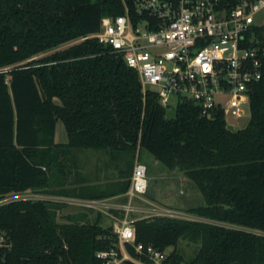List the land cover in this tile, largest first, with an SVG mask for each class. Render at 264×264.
I'll return each mask as SVG.
<instances>
[{"label": "trees", "instance_id": "obj_1", "mask_svg": "<svg viewBox=\"0 0 264 264\" xmlns=\"http://www.w3.org/2000/svg\"><path fill=\"white\" fill-rule=\"evenodd\" d=\"M123 13V0H0V200L30 190L83 199L125 194L145 150L184 172L206 202L186 212L214 223L140 218L137 243L165 252L164 264L185 262L181 240L200 243L188 264H264V235L256 233H264V62L245 128L231 131L223 116L204 117L188 100L169 117L156 95L144 98L138 72L122 57L96 39L79 41L97 33L103 18ZM59 122L65 143L56 141ZM85 150L107 155L116 191L85 197L82 180L66 188ZM66 207L0 206V264H105L97 253L118 249L114 227L85 210L60 222Z\"/></svg>", "mask_w": 264, "mask_h": 264}, {"label": "built area", "instance_id": "obj_2", "mask_svg": "<svg viewBox=\"0 0 264 264\" xmlns=\"http://www.w3.org/2000/svg\"><path fill=\"white\" fill-rule=\"evenodd\" d=\"M123 2V14L103 18L97 33L79 41L96 39L111 54L122 57L128 67L138 72L144 98L154 94L166 109L188 100L199 107L202 116L221 115L227 126L235 127L233 120L243 119L246 107L250 110L251 87L263 78L264 0H133L132 6L127 0ZM148 190V167L138 154L130 188L125 193L128 202L123 205L106 199L32 194L30 190L2 198L0 206L19 201H53L85 211H116L108 214L114 220L118 249L98 252L97 257L105 264L125 260L164 264L165 252L137 243L135 219L130 218L136 212H148L147 208L134 206L136 200L149 204L142 199ZM155 216L205 222L173 209H161ZM128 246L149 262L133 258Z\"/></svg>", "mask_w": 264, "mask_h": 264}, {"label": "rangeland", "instance_id": "obj_3", "mask_svg": "<svg viewBox=\"0 0 264 264\" xmlns=\"http://www.w3.org/2000/svg\"><path fill=\"white\" fill-rule=\"evenodd\" d=\"M174 110V108L169 109V117H173L175 115ZM246 111L247 115L243 119L240 121L233 120L236 130L245 128L250 121L251 113L249 107H246ZM56 141L57 143L67 142V136L62 122H59L57 125ZM77 156L78 166L73 170L70 180L66 183V188L69 189L72 187H80L78 182L82 180L83 182L81 184L84 183L85 187L87 188L83 191V196L85 197H90L92 195L101 196L109 191H116L119 185V182L116 178L117 173H115L113 170V165L106 154L96 150H85L79 152ZM139 158L148 167L149 190L142 199L149 201V204L142 200H136L134 201V206L147 208L146 211L148 212L145 214L136 212L131 215V219L144 215H147V217H152L155 216V213L161 209L187 211L193 208L206 206V202L202 193L194 186V184H192V182L187 179L183 171L179 169L170 170L164 167L145 150L140 153ZM75 182H77V185H74ZM61 188V186L57 187V189ZM31 192H33L32 194L42 193L36 191ZM103 199L120 205L128 202V198H126L125 194L121 196L115 195ZM81 210L82 209L78 207L68 205L61 212L59 221L65 222L67 215L74 214ZM113 212L116 211H90L89 215L94 216L92 219L95 220L97 215L101 214L103 217L101 220V225L103 227H109L114 225V220L109 216L108 213L112 214ZM117 214L122 216V213L117 212ZM193 216H195V218H200L207 223H212V220L202 218L200 216L198 217L196 215ZM178 248L184 257L185 262L183 264H188L196 256L200 248V243L181 240Z\"/></svg>", "mask_w": 264, "mask_h": 264}, {"label": "water", "instance_id": "obj_4", "mask_svg": "<svg viewBox=\"0 0 264 264\" xmlns=\"http://www.w3.org/2000/svg\"><path fill=\"white\" fill-rule=\"evenodd\" d=\"M168 108H169V107H168ZM227 128H228L229 130H231V131H236L235 127L232 126V125H229Z\"/></svg>", "mask_w": 264, "mask_h": 264}, {"label": "crops", "instance_id": "obj_5", "mask_svg": "<svg viewBox=\"0 0 264 264\" xmlns=\"http://www.w3.org/2000/svg\"><path fill=\"white\" fill-rule=\"evenodd\" d=\"M157 162H158V161H157ZM121 195H124V194H120L119 196H121ZM122 199H123V198H122ZM92 217L94 218V216H91V218H92ZM144 217H145V216H140V217H138V218L136 217V218H133V219L137 220V219L144 218ZM92 220H93V219H92Z\"/></svg>", "mask_w": 264, "mask_h": 264}]
</instances>
